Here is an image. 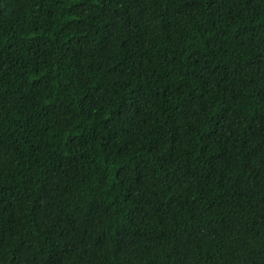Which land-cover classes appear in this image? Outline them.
<instances>
[{"label":"trees","instance_id":"1","mask_svg":"<svg viewBox=\"0 0 264 264\" xmlns=\"http://www.w3.org/2000/svg\"><path fill=\"white\" fill-rule=\"evenodd\" d=\"M0 264H264V0H0Z\"/></svg>","mask_w":264,"mask_h":264}]
</instances>
